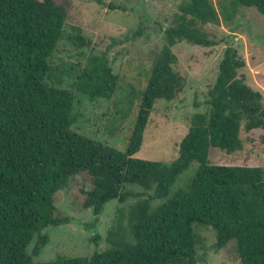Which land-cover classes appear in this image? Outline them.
I'll list each match as a JSON object with an SVG mask.
<instances>
[{
    "label": "trees",
    "instance_id": "trees-1",
    "mask_svg": "<svg viewBox=\"0 0 264 264\" xmlns=\"http://www.w3.org/2000/svg\"><path fill=\"white\" fill-rule=\"evenodd\" d=\"M67 7L54 0H0V264H198L200 232L206 230L213 234L214 252L231 243L239 264H264L263 171L207 161L209 148L240 151V132L257 129L263 133L264 153L263 97L238 73L244 61L233 47L224 48L206 92V108L190 116L176 157L169 163L133 157L154 103L171 101L184 86L172 69L171 47L180 42L214 46L205 25L233 22L240 8L264 16V0L181 1L163 31V45L151 60L144 86L126 100V113L117 109V76L103 54L87 55L69 89L46 82L50 58L64 36ZM65 39L87 45L78 32ZM76 95L110 102L108 114L120 115L121 122L120 128L110 126L113 135L123 132L122 120L131 112L122 151L71 129ZM192 164L193 174L171 191ZM78 175L90 184L81 203L93 216L87 227H94L105 204H117L105 248L96 250L100 237L94 234L89 256L33 262L47 243L43 230L68 223L55 215L53 197ZM129 199L135 201L127 204Z\"/></svg>",
    "mask_w": 264,
    "mask_h": 264
},
{
    "label": "rangeland",
    "instance_id": "rangeland-1",
    "mask_svg": "<svg viewBox=\"0 0 264 264\" xmlns=\"http://www.w3.org/2000/svg\"><path fill=\"white\" fill-rule=\"evenodd\" d=\"M54 1L67 2L68 7L63 26L64 36L58 41L50 58L51 74L46 82L69 89L80 69L86 65L87 55L103 54L111 72L117 76L118 86L114 96L117 109L126 113V100L133 98L131 94H136V90L144 86L151 60L163 45V31L183 0H99L101 4L93 0ZM216 1L211 0L214 5ZM108 4L121 9H109ZM232 21L203 27L209 38L216 42L214 46L204 48L180 42L171 47V53L175 56L172 69L183 78L184 86L171 101L157 100L154 103L143 131L140 149L133 157L162 163H169L176 157L177 145L187 131L190 116L206 108V92L214 82L217 65L226 46L233 47L237 56L244 61L238 73L244 77L245 84L261 93L264 103V16L253 8H240ZM76 32L87 42L86 46H74L65 39V35L73 36ZM134 32L139 34L134 36ZM54 77H59L60 82L56 83ZM109 109L108 100L89 102L76 95L73 113L77 119L71 129L122 151L131 112L126 114V120H122L123 132L113 135L109 133L110 126L120 128V115L110 116ZM262 135L259 129L240 132V151L226 154L216 148H209L207 161L210 165L259 167L264 175ZM195 167L192 164L180 174L171 191L182 186ZM89 188L87 178L78 175L56 192L53 197L55 215L66 217L68 223L43 230L47 235V243L40 254L32 258L33 262H45L58 256H89L94 250L91 241L94 234L100 237L96 250L105 248V233L111 225L117 204L115 201L105 204L94 227H87L93 221V216L89 209L81 208V203L84 198L82 191H88ZM134 201L129 199L127 204ZM200 235L203 248L197 252L201 260L198 264H239L231 243L214 252L212 232L201 231ZM33 242L27 248L28 253Z\"/></svg>",
    "mask_w": 264,
    "mask_h": 264
}]
</instances>
